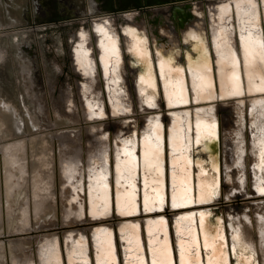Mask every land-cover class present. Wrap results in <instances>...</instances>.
<instances>
[{
  "label": "bare ground",
  "instance_id": "bare-ground-1",
  "mask_svg": "<svg viewBox=\"0 0 264 264\" xmlns=\"http://www.w3.org/2000/svg\"><path fill=\"white\" fill-rule=\"evenodd\" d=\"M95 1L75 0L82 14L64 22L72 24L77 21L90 25L89 31L85 25H80L70 42L74 68L83 77L78 90L87 117L102 113L104 103L101 90L98 88L99 81L105 89L112 113L124 111L129 107L131 95L122 77L123 49L136 61L140 60L145 64V76L136 86L137 93L142 106L146 108L154 105L158 96L157 80L151 69L146 66L149 62L147 46L133 28L117 33L112 29L111 23L113 19L118 21L124 18L122 20L131 25L130 20L133 16L146 8L142 10L133 8L97 16L94 15L97 9ZM226 1L206 0L203 4L198 0L193 1V8L196 6L198 9L195 27L182 33V42L190 43L187 57L184 59L185 68L176 66L175 50L178 40L171 36L169 31H163L162 34L168 39L167 44L157 45L154 55L159 65L160 91L168 106L184 104L190 97L193 100L211 98L215 91L219 96L233 98L244 90L252 92L264 90V0H233L228 3ZM9 3H12L15 9L20 7L23 0H9ZM84 4L85 8L82 9L81 6ZM208 6L211 8L206 9ZM147 8L155 9L157 6ZM12 10L6 15L8 17L7 22H4L6 25L0 28L12 24L13 18L16 20L17 14ZM0 12H5V9H0ZM13 38L15 42H20V36H12ZM58 43V52L61 53L62 45L60 46V41ZM165 47L167 51H164ZM93 51L96 52V56ZM2 53H8V49L5 42L0 39V54ZM135 60L132 63H135ZM12 66L10 60H0V85L12 86L10 99L15 103L18 96L13 95L15 87L11 77ZM187 74L189 80H186ZM66 100L65 105L72 109L68 96ZM37 107L40 108L36 102L26 107L30 116V126L42 125L41 119L39 120L37 116L38 112L32 110L38 111ZM239 113V122H242L243 115L241 111ZM248 113L251 122V151L248 153L245 149L240 127L237 126L236 131H228L231 137L236 136V140L232 143L231 156L227 163V166H234V171L226 173L239 178L244 170L242 164L247 157L250 160L251 177L258 190L262 192L264 99L252 102ZM69 118L76 120L72 113L69 114ZM217 119L212 108L195 111L193 115H189L188 112L171 115L168 124V152L165 146L163 147L164 128L159 117L149 119L140 137L133 131L135 126L128 124L120 131V147L114 154L113 186L108 179L110 155L107 135L92 131L90 147L93 146L92 143L99 146L98 149L87 150L84 172L89 175L86 177L84 174L82 176V167L79 165L80 149L70 152L68 146H61L62 162L65 158L69 160L70 156H74L75 166L79 170L76 179L78 186L73 190V196L69 197L67 194L65 205V209L71 208L68 202H72L77 211L72 213L64 209V217L73 215L75 216L73 218L77 219L87 211L90 217L98 219L109 213L114 198L117 215L126 218L138 210L137 195L143 211L153 214L162 207L168 181V200L174 209L190 206L192 203L211 201L219 191V184L213 172ZM18 123L10 125L11 130L21 132V125ZM194 125H197L196 129L201 132L199 136L205 139L199 142L205 155H202L198 162H194L193 159ZM65 138L64 135L61 137V145L69 142ZM66 168L63 173L65 179L68 176ZM167 168L169 170L166 172ZM137 175L142 183L139 194L136 185ZM83 178L86 180L82 183ZM82 187L84 204L79 200ZM65 193L66 190L63 188L62 196ZM256 211L258 213L253 224L257 228L256 232L243 224L244 220L243 222L242 219L240 222L234 220L230 222V235L227 237L221 225H214L206 233L205 215L202 212L174 219L172 227L174 239L164 217H150L142 222L121 221L117 224V236L123 264H232L230 250L237 264H264V211L261 209ZM90 238L88 241V236L81 232L67 234L63 238V247L55 237L38 239L34 259L23 252L25 243L13 245L16 248L12 254L11 264H119L118 251L115 249L116 237L111 226L93 229Z\"/></svg>",
  "mask_w": 264,
  "mask_h": 264
},
{
  "label": "rangeland",
  "instance_id": "rangeland-1",
  "mask_svg": "<svg viewBox=\"0 0 264 264\" xmlns=\"http://www.w3.org/2000/svg\"><path fill=\"white\" fill-rule=\"evenodd\" d=\"M103 1L104 0L95 1L97 9L94 15L100 16L112 12L110 7H112L111 4H113V0H110L111 4L105 7L102 5ZM205 1L206 0L201 1V3L203 4ZM231 1L233 0H227L226 2L228 3ZM85 5L86 4L81 6L82 9L85 8ZM13 8L14 6L12 3H9V0H0V9H5L6 15H8V12ZM209 8L211 7H206V9ZM79 9L81 8L75 4V0H23L19 8L12 10L19 18L15 15L16 20L13 18L12 24L0 28V39L5 42L10 61L13 65L11 71L12 82L15 87L13 95H15V97L18 96L17 102L13 103L14 107L11 108L12 113L10 114L8 111L10 109L6 106L8 103L6 104L3 101V91L0 89V118L8 119L10 123L17 121L19 122L18 124L21 125V132L19 134L0 139V264H11L12 254L16 248L13 247V245L17 246L21 243H25L22 249L23 252L29 256L31 255L34 259V251L38 239L55 237L62 243L63 247V238L65 235L81 232L88 236L89 241L91 239L90 234L92 230L100 226H111L113 228L116 237L115 249L118 251L117 259L119 264H123L120 252L121 247L117 236V224L124 220H139L142 222L150 217H164L170 226L174 239V231L172 228L174 219L183 215H197V213L202 212L205 215L204 229L206 233L209 232L214 225H221L227 237L230 235V222L234 220L240 222L241 219L242 222L244 220L243 224L248 225L247 227L256 232L257 228L253 225L254 218L258 213L256 209L264 211V191L260 192L257 185L254 183L251 177V169L249 168L250 160L247 157L245 158L246 161L242 164L244 170L239 178L227 175V171H234V166H227V163L231 156L230 151L232 143L236 140V136L231 137L228 131L233 132L237 130V126L240 127L243 144L246 147L245 149L248 153L251 151V122L248 115V108L252 102L264 99V90L260 92L244 90L239 96L233 98L219 96L217 91H215L214 96L211 98L193 100V98L190 97L184 104L172 107L168 106L160 91L159 65L154 54L159 44H167L168 39L165 37L166 35L162 33L163 31H169L171 36L178 40L176 42L177 49L175 50L177 53L175 56L176 66L185 68L184 59L187 57L190 43L186 41L182 42V33L195 27L198 9L196 6L193 8V4L188 8L186 12V21H184L183 26L173 20L169 11H158L154 9L150 10L148 13L142 11L133 16L132 20H130V23H132L131 25L126 24L124 20H122L124 18L118 21L113 19L111 23H113L112 29L117 33H122L124 29L131 30L130 28H133L147 46L149 62L146 66L151 69L155 80H157V102L146 108L142 106L136 86L139 80L145 76V64L143 62L132 63L135 59L128 51L123 49L124 63L122 67V77L124 85L131 95L129 107L124 111L112 113L108 105L105 89L99 81L98 88L101 90L103 98V110L100 115L94 114L92 117H87L80 101L78 90V85L82 82L83 77L80 72L76 71L74 68L73 58L70 53V42L72 36L75 37L77 34L75 31L77 27L85 25L84 27L89 31L90 25L85 23L81 24L77 21L72 24L62 23L60 21L59 24L66 25V27L59 28V24L54 20H46V18L54 16V14L66 15L69 18L77 17L82 14ZM67 19L68 18H64L63 20L66 21ZM187 25L189 26L185 27ZM47 27H52V30L48 33L45 31ZM12 36H20V42H15ZM57 40L60 41V46L62 45L61 53H58L59 43ZM153 41L156 43H153ZM165 48L164 51H167V47ZM93 54L96 56L95 51H93ZM186 80H189L188 74L186 75ZM67 96L71 100L72 109H68L65 105ZM34 102L38 103L40 107H37V110L39 109L38 111L32 109L33 112H38V119H41L42 123L40 127L30 126L29 123L30 116L27 114L26 107ZM208 108H212L218 118L215 129L216 137L214 139L216 153L213 172L219 184V191L217 193L218 195L211 201L207 203H192L190 206L174 209L171 207L168 200V181L167 187L165 186L166 193L165 199L162 202V207L155 210L153 214L143 211L140 206L141 203L139 205V195H137L138 210L134 215L126 218H121L117 215L114 198L113 201H111L112 205L109 213L98 219L90 217L87 211H84L82 216L77 219H74L73 215H69L66 218L64 217L68 190L66 187L64 188L66 193L63 197L61 193L62 181L59 172L61 160L60 139L63 135L76 132L75 134H77L79 138L76 144L79 146V158L81 159L79 165L82 167V176L84 174V177L89 175L86 171L84 172L83 169H85L86 165L87 150H89L90 147V136L92 131L94 130L96 134L102 133L107 135L110 155V172L108 179L113 186L112 167L114 154L116 149L120 147V131L126 128L128 124L135 126L133 131H135L136 136L140 137L149 119L159 117L162 120L164 128H162L163 147L165 146L167 151L168 124L171 115L183 114L185 112H188L189 115H193L195 111H202V109ZM239 111H241L243 115L242 122H239ZM70 113L76 116V120H70ZM196 128L197 125H194L192 129L194 162H198L202 159V155H205L199 143L205 141V139L199 136L201 132ZM125 137H127V135ZM43 143L48 145V152L52 161V196L45 198L46 211L45 213H41V219L37 220L32 211V193L30 190L32 189L30 185L32 177L36 173L32 165L34 161L32 154L35 148ZM14 144H21L24 148V156L26 159L25 173L28 180V184L25 187V194L22 199L18 200V203L16 202L17 204L14 202V197L10 198L8 194L11 187L8 188L6 181L4 154L6 146ZM137 150L136 146L135 152H137ZM168 170L169 168L166 169V172ZM234 179L236 181H234ZM85 180L86 178H83L82 183ZM14 181L13 179V182ZM140 184L142 185L137 175L136 185L138 194L139 189H141ZM13 191L15 192L16 189L14 188ZM79 200L84 204L83 187ZM18 209H21V211L27 215V225L23 229H21L20 225L11 217L15 210ZM89 247L91 248V245H89ZM230 259L232 264H237L231 250Z\"/></svg>",
  "mask_w": 264,
  "mask_h": 264
},
{
  "label": "crops",
  "instance_id": "crops-1",
  "mask_svg": "<svg viewBox=\"0 0 264 264\" xmlns=\"http://www.w3.org/2000/svg\"><path fill=\"white\" fill-rule=\"evenodd\" d=\"M8 17L6 16L5 12H0V26H5L7 22ZM0 60H5L8 61L10 60L8 53L5 54H0ZM7 65V64H6ZM8 67V66H7ZM6 67V70H7ZM0 89L3 91V101L7 104L9 113H12L11 108L14 107L13 103L11 101V90L12 86L10 85H0ZM17 121L9 122L8 119H2L0 118V139H5L9 138L10 136L17 135L20 132H14L11 130L10 125L14 124ZM4 125V126H3ZM73 134V135H72ZM66 136L65 139L69 140L68 143H65L64 145L60 143V146H68L69 151L73 152L78 150L79 146L76 144L75 141L78 142V138L76 137L77 135L74 133L64 135ZM72 141V143H71ZM92 147L89 149H95L97 148L96 143H92ZM90 146V145H89ZM98 149V148H97ZM62 152V149H61ZM5 170H6V181L8 188L11 187V189L8 191V194L10 198L14 197L15 203H18L19 199H22V197L25 194V187L28 184L27 180V175L25 173V167H26V159L24 156V148L21 144H14V145H9L6 146L5 151ZM32 157L34 158L33 161V167L35 170V175L32 177V182H31V201H32V211L34 217L39 220L41 219V213H45V198L51 197V185H52V170H51V156L48 152V145L43 143L39 144L37 148L33 151ZM62 158V156H61ZM63 159L60 160V165H59V172L61 176V183H62V189L66 187L68 190L69 197L73 196L72 193H74L73 190H76L77 188V177H78V167L75 166V159L74 156H70L69 160L65 158L64 162H62ZM64 163H67L66 165L63 166ZM67 173V177L65 179L63 173L65 172V168ZM84 170V169H83ZM13 179L15 180L13 182ZM13 183V184H12ZM13 185V187H12ZM16 189L14 192L13 189ZM61 189V193H62ZM73 191V192H72ZM16 203V204H17ZM68 204L71 205V208L65 209L68 212H75L77 211L76 207L72 206V202ZM64 210V211H65ZM12 219L16 221L19 225L20 228H24L27 225L26 222V217L27 215L19 210H15V212L12 214ZM75 217V216H73ZM21 222V223H20Z\"/></svg>",
  "mask_w": 264,
  "mask_h": 264
},
{
  "label": "water",
  "instance_id": "water-1",
  "mask_svg": "<svg viewBox=\"0 0 264 264\" xmlns=\"http://www.w3.org/2000/svg\"><path fill=\"white\" fill-rule=\"evenodd\" d=\"M123 3L119 4L117 7H110L112 9V12H124L128 11L133 8H146L143 10V12L148 13L150 10H154V8H147V6H157L155 10L158 11H169L170 14L172 15L173 20H175L179 25L183 26L184 21H186L187 17V10L188 8L193 4V1L197 0H137V4L133 8H128L124 4L127 0H119ZM199 2L204 1V0H198ZM109 4V3H108ZM111 4V3H110ZM109 4V5H110ZM142 11H139V13ZM193 15V14H191ZM64 18H68L67 20H73L75 17L69 18L66 15H58L55 14L54 16H51L49 18H46V20H54L57 24L61 21L64 23L65 20ZM66 20V21H67ZM74 23V22H73ZM66 27V25L59 24V28ZM52 30V27H47L45 28V31L48 33Z\"/></svg>",
  "mask_w": 264,
  "mask_h": 264
},
{
  "label": "flooded vegetation",
  "instance_id": "flooded-vegetation-1",
  "mask_svg": "<svg viewBox=\"0 0 264 264\" xmlns=\"http://www.w3.org/2000/svg\"><path fill=\"white\" fill-rule=\"evenodd\" d=\"M137 0H127L124 4H122V5H125V6H127L128 8H133L136 4H137V2H136ZM111 3L110 2V0H104L103 1V3H102V5L105 7L106 5H109V4ZM121 3H123V2H121V1H119V0H113V4H111L112 5V7H117L119 4H121ZM55 15V14H54ZM78 28V27H77ZM59 53V52H58ZM70 53H71V55H72V51H71V48H70ZM135 62H140V63H142V61H136L135 60Z\"/></svg>",
  "mask_w": 264,
  "mask_h": 264
},
{
  "label": "snow or ice",
  "instance_id": "snow-or-ice-1",
  "mask_svg": "<svg viewBox=\"0 0 264 264\" xmlns=\"http://www.w3.org/2000/svg\"><path fill=\"white\" fill-rule=\"evenodd\" d=\"M133 35H135V33H133Z\"/></svg>",
  "mask_w": 264,
  "mask_h": 264
}]
</instances>
